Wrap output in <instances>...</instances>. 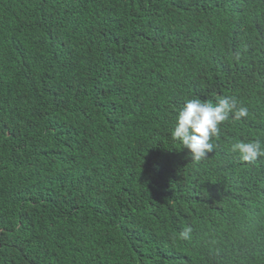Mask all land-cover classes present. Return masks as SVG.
Listing matches in <instances>:
<instances>
[{
	"label": "trees",
	"instance_id": "1",
	"mask_svg": "<svg viewBox=\"0 0 264 264\" xmlns=\"http://www.w3.org/2000/svg\"><path fill=\"white\" fill-rule=\"evenodd\" d=\"M218 96L249 116L192 160L177 110ZM254 140L264 0H0V264H264Z\"/></svg>",
	"mask_w": 264,
	"mask_h": 264
},
{
	"label": "clouds",
	"instance_id": "2",
	"mask_svg": "<svg viewBox=\"0 0 264 264\" xmlns=\"http://www.w3.org/2000/svg\"><path fill=\"white\" fill-rule=\"evenodd\" d=\"M230 115L239 120L247 118L249 111L234 96H218L215 102L199 97L187 99L177 110L172 138L179 141L183 149L189 150L192 160L200 161L215 150L216 145L212 141ZM231 147L243 162L253 163L264 158V144L259 140L237 141ZM192 232L191 226L185 227L179 232V239L189 240Z\"/></svg>",
	"mask_w": 264,
	"mask_h": 264
}]
</instances>
